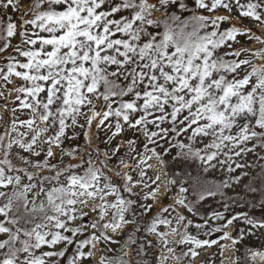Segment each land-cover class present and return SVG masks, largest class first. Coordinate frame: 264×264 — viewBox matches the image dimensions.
I'll return each instance as SVG.
<instances>
[{
  "label": "snow or ice",
  "instance_id": "1",
  "mask_svg": "<svg viewBox=\"0 0 264 264\" xmlns=\"http://www.w3.org/2000/svg\"><path fill=\"white\" fill-rule=\"evenodd\" d=\"M19 4L20 0H0V7L11 9V13H20L19 31L11 13L0 18V60L6 61L0 68V79L10 82L14 75L25 81L23 86L15 89L16 99L20 101L19 109H29L32 116L18 121L27 131L18 130L14 117L11 127H6L0 134V235L5 237L0 238V264H49L52 257H64L65 252L44 251L37 255L36 250L43 246L51 248L60 242L66 245L75 243V255L68 264H82L84 258L92 255L90 251H82L92 240L103 237L105 242H111L104 229L115 231L120 223H131L126 219V213L135 201L122 195V192L131 194L134 187L129 170L135 168L139 173L140 179L135 184L147 188V179L157 185L159 176L152 180L140 167L146 157L151 158L148 153L166 168L169 165L165 155L171 157L173 169H183L187 160L193 158L200 161L205 171L219 164L222 168L226 165L231 173L235 169L250 167L238 161L257 146L264 147V64H252L251 71H248L250 61L240 58L242 53L251 52L264 59V49L232 48V43L241 34L264 43V36L257 35L243 24H236L232 14L235 8L239 12L238 18H251L264 25V0H250L247 4H241L240 0H32L27 12L22 11ZM121 12L128 15L110 18ZM28 13L31 18L25 19ZM225 22L229 26L222 28ZM28 25L32 26L31 34ZM17 35L22 45L32 47L26 50L14 45L12 38ZM37 44L39 48H36ZM221 48L228 51L218 54ZM19 57L26 58V62ZM253 76H256L254 84L251 83ZM6 91L5 86L0 85V96L5 100ZM94 99L102 100L100 110H96ZM84 108H87L86 112L82 111ZM11 111L15 113L16 109ZM37 117L43 127H34ZM79 117L84 118L83 124L78 123ZM68 119L74 127L79 126L82 130L105 127L108 131L115 129L114 136L125 127L131 131L133 138L125 141V155L135 152L139 156L137 165L126 164L122 158L118 168L108 169L122 179V189L111 177H104L107 182L100 186L107 166L99 156L97 163L100 167L97 168L89 154L83 175L73 172L78 168L75 163L50 164L52 145L60 147ZM165 123L169 127H164ZM49 130L53 135L41 141V134ZM83 135L91 141L90 131H84ZM139 135L147 141L143 143V151L137 147ZM182 135L188 136L189 143L170 142V137ZM208 137L211 139L203 148L194 146L197 139L203 143ZM253 140L257 143L248 147ZM149 144L154 147L150 148ZM174 147L182 151L172 156L170 148ZM118 152L119 146L113 149V156ZM42 153V161L32 159ZM103 155L105 159L109 158L107 153ZM221 156L224 158L220 159ZM14 159L19 163H14ZM45 171L54 174L45 175ZM171 177L166 188L180 185L173 202L184 204L189 212L195 213L191 204L180 199V195L187 191L180 173L172 171ZM233 179L238 181L239 177ZM228 186L225 180L218 189ZM155 191L152 189L150 194ZM249 191L257 189L250 188ZM110 194L116 199L108 204L104 198ZM216 194V191L205 189L199 199ZM41 196L44 199L37 204ZM97 197L102 203L94 205L93 211L99 210L101 218L107 207L114 209L110 223L100 225L96 221L90 225L101 229V237L75 241L63 235L61 229L74 237L86 227L69 228L67 222L76 219L77 215L86 216L87 213L76 206H86L89 199ZM151 207L146 205L145 211H150ZM223 207L227 211L229 206L225 203ZM253 207L262 211L259 219L247 212H238L231 218L213 212L209 213L213 220L219 222L223 217L226 224L208 228L209 220L204 219L196 227L208 228L209 235L222 231L224 226L237 220L250 228H264V199ZM167 210L161 208V211ZM183 219L185 217H178V220ZM157 224L168 225L170 221L153 218L147 231L155 233ZM191 224L189 220L185 229ZM172 231L176 232V229ZM159 235L166 237L167 234ZM221 238L236 243V238L226 232ZM185 241L197 247L217 243L215 239L201 240L191 236H184L177 243ZM164 243L167 244L166 239ZM168 252L173 249L168 248ZM249 253L253 260L258 257L264 264V252L249 250ZM189 255H198L194 247L176 259ZM51 264H57V261H51ZM101 264H105L103 257ZM107 264L125 262L110 260Z\"/></svg>",
  "mask_w": 264,
  "mask_h": 264
},
{
  "label": "rangeland",
  "instance_id": "2",
  "mask_svg": "<svg viewBox=\"0 0 264 264\" xmlns=\"http://www.w3.org/2000/svg\"><path fill=\"white\" fill-rule=\"evenodd\" d=\"M250 0H240L241 4H247ZM251 2H255V0H251ZM32 0H20L19 7L22 11L27 12ZM107 7V6H105ZM223 12V9H220ZM9 13H11V9H4L0 7V18L6 17ZM13 20L17 23V31H19V17L20 13H11ZM189 13H185L188 15ZM233 19L236 24H243L248 28H251L254 33L259 36H264V25L258 24L254 19L251 18H238L239 12L237 9L233 8ZM121 15H128L127 12H121L114 17V19H119ZM31 13H28L25 16V19H30ZM229 25L225 22L222 25V28L228 27ZM27 30L29 34L32 32V26L28 25ZM36 31H39L38 29ZM42 35H46L45 33H41ZM34 38V37H33ZM12 43L17 46H22L26 50L31 48V45H22L21 38L17 35L12 38ZM244 46L253 51L264 49V43L255 39H249L247 34L238 35L237 41L232 43V48H239ZM36 48H39V44L36 45ZM11 51V50H10ZM225 51H228L226 48H221L218 50V54H223ZM14 56L16 55L13 51ZM228 59H232L233 57H227ZM241 59H247L250 61V64L247 66V70L251 71V65L256 64H264V59H261L259 56L252 55L251 52L242 53ZM22 62H26V58L19 57ZM6 61L0 60V68H3ZM7 70L6 68L4 69ZM20 70V69H17ZM243 72L241 73V75ZM231 77L229 76V79ZM256 82V76H253L251 79V83ZM25 81L16 76H11L10 82H5L3 79H0V85H4L7 91L5 95L7 99L5 100L4 96H0V134H3L5 128L11 127V123L13 118L17 119L18 130L20 132H25L27 129L23 126H20L18 121L27 120L32 116V113L29 109H19L20 101L16 99L17 92L15 89L18 86H23ZM250 90V87L249 89ZM21 95V99H23V94ZM127 99V98H126ZM94 104L96 109H100L102 105V100L94 99ZM115 106V105H114ZM16 109V112L13 113L11 110ZM82 111H87V108L82 109ZM113 123L115 119L113 118ZM122 122V121H121ZM78 123L83 124L84 118L79 117ZM66 129L64 136L60 139V147L56 145H52L53 157L49 158L50 164L56 165H64V163L72 161L70 159L69 153L76 151L75 143L79 140V135L82 132V129L79 126H73L71 119L66 120ZM44 125L41 123L39 118H36V123L34 127H43ZM164 127H169L167 123L163 125ZM151 127V126H150ZM151 130H156L152 128ZM112 131H108L107 128L102 127L97 130V134L99 137V143L104 146L106 152L108 154V159H104L103 162L108 166H116L119 167L120 159H124L126 164L137 165L139 161V156L135 152H133L130 156H126L127 147L125 141L127 139H132L133 134L131 131L125 127L124 131L120 134L113 135ZM256 131H261L260 129H256ZM12 135L15 137L16 133L13 132ZM53 135V132L49 130L47 133H42L40 136V140H46L48 136ZM190 135V133L188 134ZM30 138V137H28ZM170 142L172 144H176L177 141H181L185 144L189 143L188 136L182 135L180 137L172 138L170 137ZM210 137L204 138L203 143L200 142L199 139L194 143L195 147L203 148L204 144L210 141ZM143 143H147L145 141L143 135H139L137 147L140 151H143ZM257 141H250L248 147H251L253 144H256ZM119 146V152L116 156H113L112 151L114 148ZM163 147H168V145H163ZM45 149L47 145L44 146ZM149 147H154V145L149 144ZM159 151V149H157ZM14 151H19V149H15ZM182 149L179 147L170 148V152L172 156H175L177 152H181ZM22 155H27V153H21ZM264 156V147L257 146L253 152L247 153L244 157H242L238 162L246 163L251 165L250 167L235 169V171L229 173L227 171V166L225 165L223 168L216 164V167L209 168L207 171L204 170L200 165V161L198 159L189 158L188 160L194 161L200 170H202L204 176L208 179L209 186L203 187L199 190L192 191L188 190L183 195H180V199L184 200L185 204H191L196 212H189L184 204L174 203L173 197L177 195L178 191L176 185H168L165 187L167 181L171 179L172 171L180 172V169H173L171 167L172 161L171 157L165 155V160L168 161L169 167L161 166L160 162L152 157L151 153H148V157L145 159V162L140 165V167L144 168L147 172V176L151 177L152 180H155L157 175L159 176V181H157V185L151 184L150 180H145V183L149 184V187L145 188L143 184H135V181L139 180V173L135 170V168L129 170L128 174L133 177L134 187L132 191L138 192L143 198V210L145 217L149 219L150 226L152 224L153 218L158 220L166 219L170 221V224H157V231L155 233L148 232L144 236V243L147 245H151V250L149 255L154 256V262L152 264H182L180 260H177V256H181L182 253L187 252L190 247H194L197 251L198 255L196 257H191L190 255L187 257H182L185 261V264H261V262L256 258L253 260L249 253V250L254 252H264V228H250V226L245 225L242 221L237 220L231 225H226L223 227L222 231L212 232L211 235L208 233V228H219L222 225L226 224V221L223 220L218 223H212L210 221L209 213L218 212L224 209L223 205L225 203L228 204L229 207L234 210L239 209L237 205L244 204L250 211L259 212L261 209L259 207H253L254 204H257L259 201L264 199V159H259V157ZM224 157L221 156L220 159ZM33 160H43L44 154L42 153L39 157H32ZM14 163H19L18 160L14 159ZM93 166L98 168L97 163L93 160ZM31 171V168H29ZM85 169H82L80 172H75L78 175H83ZM168 173L166 176L165 173ZM244 173H247L246 175ZM45 175H53L54 173H49L47 171L44 172ZM239 177V180L236 181L233 178ZM63 180L64 178L61 177ZM225 180L228 181L229 186L219 187ZM107 182L106 179L101 177L100 186L102 187ZM250 188H255L257 191L252 192L249 191ZM152 189H156L154 194H150ZM205 189H211L212 191H216L217 194L215 196H207L203 200H200L199 197L201 194H204ZM218 189V190H217ZM35 191V189H33ZM28 198H32V194H28ZM44 199L43 196L37 199V204H39L40 200ZM86 199V198H85ZM116 199L114 194H110L105 196L104 201L108 204H111ZM236 200L239 203L236 205H232L230 203L231 200ZM102 201L97 197L95 200H88L87 205L78 204L76 207L87 213L86 216L81 217L77 215L76 219L67 222V227L69 228H77L80 225H84L81 232L77 233L76 236H72L70 232H64L62 229L60 230L63 235H67L71 237L75 241H81L85 239H89L92 236L101 237V229L94 228L90 225L93 222L98 221L100 225L105 223H110L112 221L114 209L111 207H107L105 209V214L103 218L100 217L99 210L93 211V206L101 204ZM151 205L150 211H145V206ZM161 208H167V211H161ZM205 212V219L209 220L208 228L203 227L202 230L197 228L194 223L189 225L187 229H185V225L189 220H199L201 223L202 212ZM242 212V211H240ZM244 212V211H243ZM249 212V211H248ZM247 212V213H248ZM234 213L233 215H235ZM179 216L185 217L183 220H178ZM228 218H231L230 215L226 213ZM2 219V217H0ZM61 219H64L61 217ZM126 219L128 220V215L126 213ZM117 222H119V218L117 217ZM172 229H176V232H173ZM243 231V237L241 238V232ZM228 233L230 236L236 238V243L233 244L232 240L227 238H221L223 233ZM105 235L111 237V242H105L103 237L99 240H92V243L86 245L82 251L91 252L92 255L90 257H86L83 259L82 264H101V258H104L105 264L108 261H117L123 260L125 264H128L131 260L135 261L139 256L142 260L144 257L142 256L141 249L142 245L135 243L134 241V227L132 223H120V226L113 231L111 228L104 229ZM159 233H166V237H162ZM191 236L196 239L201 240H217L216 244L211 246H195L189 241H185L184 243H177L182 237ZM0 238H5L3 235H0ZM50 238V237H49ZM165 239L167 240V244L164 243ZM94 245V246H93ZM168 248H172L173 252H168ZM63 250L65 252L64 257H52L49 261H57V264H68V261L71 257L75 255L76 244L73 243L71 245H66L65 242H60L51 248L48 246H43L41 249L36 250V254L40 255L41 252L44 251H56L59 252ZM167 257V259H164ZM48 259V258H46Z\"/></svg>",
  "mask_w": 264,
  "mask_h": 264
},
{
  "label": "trees",
  "instance_id": "3",
  "mask_svg": "<svg viewBox=\"0 0 264 264\" xmlns=\"http://www.w3.org/2000/svg\"><path fill=\"white\" fill-rule=\"evenodd\" d=\"M191 8L192 6L189 5ZM97 110V109H96ZM100 110V109H98ZM97 128L91 127V128H85L82 130L81 134L79 135L78 142L75 143V149L76 151L70 152L71 155L70 159L72 158V161L70 162L75 163L78 165L77 169H74L73 172H80L82 169H85V162L89 160V154L91 155L92 161L94 160L97 163V157L99 156V159L103 161L105 159L104 153L106 152V149L102 144L99 143V137L97 134ZM84 131H90L91 133V141L85 139L83 132ZM68 162V163H70ZM68 163H64V165H67ZM105 164V163H104ZM98 167L100 165L97 163ZM104 169V177H111L114 183H116L119 187L122 189V179L120 177L115 176L114 171H108V169H116V166H108ZM180 180L184 181L183 187H187L188 190H199L203 187L209 186L208 179L204 176L202 170L199 169L197 164L194 161L187 160L185 166L183 169H180ZM105 179V178H104ZM177 190H179L180 185H176ZM125 198L132 199L135 201L134 205L131 206L130 210L127 212L128 215V221H131L133 227H134V241L137 244L142 245L141 253L144 259L142 260L139 256L136 258L135 261L131 260L128 262V264H152L154 262V256H150L149 252L151 250V245H147L144 243V236L147 233V227L149 224V219L145 217L144 210H143V198L142 196L136 192L132 191L131 194L129 193H123ZM183 195V194H181ZM230 203L232 205H236L239 202L236 200H231ZM239 209L234 210L231 207H228L227 211L225 209H222L218 212L221 213H227L228 215H233L234 213H238L240 211L248 212L250 215H254L257 219H259L262 215V211L254 212L250 211L244 204L237 205ZM134 210V211H133ZM201 217V223L199 220H192V223L196 226L197 224H202L204 217L206 216L205 212H202ZM203 227L199 228L202 230ZM259 260V258L257 257ZM182 264H185V261L183 259L180 260Z\"/></svg>",
  "mask_w": 264,
  "mask_h": 264
},
{
  "label": "water",
  "instance_id": "4",
  "mask_svg": "<svg viewBox=\"0 0 264 264\" xmlns=\"http://www.w3.org/2000/svg\"><path fill=\"white\" fill-rule=\"evenodd\" d=\"M224 216H226V213H222ZM223 219V217L220 219L219 222H221ZM210 221L213 222V223H218L216 220H213L211 217H210Z\"/></svg>",
  "mask_w": 264,
  "mask_h": 264
}]
</instances>
